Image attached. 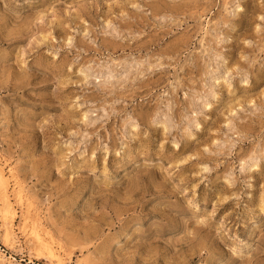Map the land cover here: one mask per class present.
<instances>
[{
  "label": "rangeland",
  "instance_id": "rangeland-1",
  "mask_svg": "<svg viewBox=\"0 0 264 264\" xmlns=\"http://www.w3.org/2000/svg\"><path fill=\"white\" fill-rule=\"evenodd\" d=\"M0 168V264H264V0H0Z\"/></svg>",
  "mask_w": 264,
  "mask_h": 264
},
{
  "label": "bare ground",
  "instance_id": "bare-ground-1",
  "mask_svg": "<svg viewBox=\"0 0 264 264\" xmlns=\"http://www.w3.org/2000/svg\"><path fill=\"white\" fill-rule=\"evenodd\" d=\"M1 169V168H0ZM2 170H0V181H1V183H2V185L4 186V189H5V186L6 187H8L7 186V180H6V177H5V175L1 172ZM2 189V188H1ZM5 191V190H4ZM7 191V190H6ZM3 195H4V193H3ZM3 195H2V197H3ZM19 198H22V196H21V194L19 193ZM4 199H2V200H5V211H4V215L6 216V217H8V216H12V215H14V211H13V208H12V205H11V203H10V201H9V199L10 198H8V195H7V193H6V195H5V197H3ZM3 205V204H2ZM4 206V205H3ZM31 216V215H30ZM14 217V216H13ZM12 218V217H11ZM34 218V217H33ZM26 219V218H25ZM35 219H37V218H35ZM38 220H40V218H38ZM32 221V220H31ZM37 222V221H36ZM41 222V221H40ZM39 226V225H38ZM37 226V227H38ZM33 227H35V226H33ZM44 231V230H43ZM35 233V232H34ZM35 234H37V233H35ZM45 246V245H44ZM47 246V245H46ZM49 249V248H48ZM47 249V250H48ZM51 251V250H50ZM52 252V251H51ZM50 252V253H51Z\"/></svg>",
  "mask_w": 264,
  "mask_h": 264
}]
</instances>
